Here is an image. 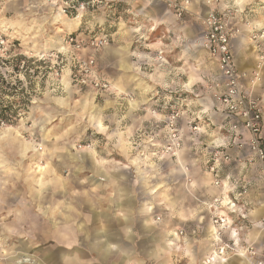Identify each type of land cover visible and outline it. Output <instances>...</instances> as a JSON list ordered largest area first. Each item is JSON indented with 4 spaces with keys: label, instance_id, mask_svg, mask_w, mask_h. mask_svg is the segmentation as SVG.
Wrapping results in <instances>:
<instances>
[{
    "label": "crops",
    "instance_id": "0c3cea01",
    "mask_svg": "<svg viewBox=\"0 0 264 264\" xmlns=\"http://www.w3.org/2000/svg\"><path fill=\"white\" fill-rule=\"evenodd\" d=\"M121 1V8L130 15V32L110 34L114 46L108 55L111 76L107 79L98 72L110 90H90L95 97L108 99L104 105L113 112L114 127L102 124L104 132L95 130L99 136L109 137V156L94 153L89 166L78 156L80 173L91 168L89 181L76 177L70 184L62 180L60 192L26 194L24 200L29 204L6 208L5 200L17 199L2 192L0 185V264H18L17 256L23 254L31 257L25 264H247L237 256L242 252L240 245L250 244L257 251L264 247V231L259 226L264 216V179L257 162L245 163L251 156L249 150L236 147L239 134L231 130L235 119L226 116L213 100V91H223V81L216 62L198 46L202 29L191 16L177 19L161 0ZM208 1L215 4V0H191L190 11L206 16L211 7ZM226 8L219 4L218 11ZM244 17L241 10L230 25L241 24ZM81 25L86 22L72 33H78ZM69 27L67 24V30ZM82 32L78 35L85 40L98 36ZM101 33L98 37L104 36ZM251 44L240 36L230 39L234 63L245 79L262 68L259 52ZM98 67L97 63L100 71ZM138 73L147 81L137 82ZM44 74H48L45 83L52 80L51 71ZM244 78V94L260 99L264 141V80L251 90ZM207 84L212 90L206 89ZM59 86L61 92L68 91L64 78ZM131 86L132 91H126ZM160 104L161 112L171 108L182 114L178 122L182 147L177 160L158 154L166 136L163 115L153 117L147 110ZM100 111L98 107L95 116L102 122ZM215 148L231 157L216 164L221 186L213 184V174L208 171ZM217 197L242 203L244 210L242 219L229 216L231 228L222 242L212 237L211 216L215 213L206 209ZM237 222L244 227L240 224L238 229ZM178 232L181 235L176 236ZM224 244L239 246L238 252ZM218 250L226 254V260L208 262Z\"/></svg>",
    "mask_w": 264,
    "mask_h": 264
},
{
    "label": "rangeland",
    "instance_id": "374dc122",
    "mask_svg": "<svg viewBox=\"0 0 264 264\" xmlns=\"http://www.w3.org/2000/svg\"><path fill=\"white\" fill-rule=\"evenodd\" d=\"M97 1L92 4L90 0H0V36L7 44L5 60L0 66V115L14 118L13 125H8L1 119L4 123L0 124V185L2 192L14 194L17 199L5 200L6 208L16 204H29L24 200L26 194L60 192L64 187L62 180L70 184L76 177L89 181L93 174L91 168L86 167L80 173L76 164L78 156L87 166L95 158L94 153L101 157L109 156V137H101L95 131L104 132L106 129L103 125L107 128L114 127L110 117L113 112L103 102L108 99L95 97V92H90L86 87L74 86L70 78L73 49L68 47L69 52L63 55L60 52L67 47L70 36L85 42V37L78 35L82 31L86 35L97 33L99 36L102 30L101 35L108 39L115 31L129 34L131 24L127 21V16L130 15L121 8L123 1ZM82 2L89 4H85L83 11L77 12L75 9ZM65 3L71 9L63 13ZM219 4L236 11L235 15L243 10L245 17L242 23L231 24L235 32L233 37H244L249 44V39L252 40L253 48L260 56V50L264 49V0H215L211 8L218 10ZM75 19H78V24ZM83 22L86 25H81L78 33H72ZM67 24L72 26L69 27L70 30H67ZM236 30L239 32L236 33ZM111 45L113 42L109 40L108 45L99 50L84 48L81 51L83 57L94 58L95 68L98 63L100 70L97 72L107 79L111 76L108 57L110 48L114 47ZM121 45L125 46V43ZM126 47H129L128 43ZM259 62L262 64V68L258 70L260 81L252 85L250 79L244 78V84L251 90L264 80V61ZM20 66H23L22 70ZM49 71L53 73L52 80L45 83L48 74L45 76L44 73ZM139 76V73L136 74L137 82L147 81ZM63 78L68 84L66 93L61 92L59 86V81ZM205 87L212 90L210 84ZM126 91H132V86ZM89 101L92 103L89 104ZM98 107L101 108L100 114L104 116L102 122L99 116H95ZM162 107V104L149 107L148 114L153 116L151 111L156 110L153 117H158L171 109L161 112ZM138 112L143 111L139 109ZM112 155L113 153L111 157ZM189 175L188 173V177ZM73 187L74 191L76 186ZM158 187L159 185L155 187L154 192ZM31 203L40 204L35 201ZM239 207L244 217L243 204L240 203ZM233 218L242 219L237 216ZM259 222L260 230L264 231V216ZM240 224L237 222L238 226ZM245 225L249 226L248 223ZM240 228L242 227L238 229ZM240 246L244 247L247 254L251 251L255 253L254 256L249 254L253 261L259 258L262 249L257 251L250 244ZM236 252L238 251L234 253Z\"/></svg>",
    "mask_w": 264,
    "mask_h": 264
},
{
    "label": "built area",
    "instance_id": "2783aa9c",
    "mask_svg": "<svg viewBox=\"0 0 264 264\" xmlns=\"http://www.w3.org/2000/svg\"><path fill=\"white\" fill-rule=\"evenodd\" d=\"M165 7L173 13L177 19H182L188 15L195 19L197 24L202 29L201 38L199 39L198 46L204 49L209 56L216 62L219 74L222 79V92H214L212 95L213 100L219 104L226 116L235 119L231 126V130L238 132V142L236 147L239 150L248 149L251 156L245 159V163L248 165L254 162L258 163L259 173L264 179V141L261 137L262 131V110L260 106V99L252 95L246 96L243 92L242 80L245 74H242L237 69L233 55L230 49V39L235 35L233 28L230 25L231 19L234 17L235 12L233 9H225L224 11H218L213 8H209L206 16H200L190 11L191 0H161ZM97 0H90V3L94 4ZM211 6V2H207ZM85 4L79 3L75 9L77 12L83 11ZM71 6L65 3V9L63 13H66ZM239 31L236 30V33ZM109 39L107 36L92 37L87 39L85 42L82 39H77L74 36L68 38L67 47L60 50L61 55L68 53L70 49H73L71 54L73 61V70L70 73L71 81L78 85L86 87L97 93H104L110 90V84L102 80L95 68V60L93 57H83L81 51L87 48L92 51L99 50L108 45ZM70 49H69V48ZM260 60L264 61V49L260 50ZM59 52V53H60ZM7 53V44L2 36H0V66L3 65L5 60L4 56ZM52 56V55H51ZM57 59L58 56H55ZM160 60L161 57L156 58ZM61 64V60H60ZM59 66V64H57ZM260 67L257 69L259 70ZM23 66H20V70ZM51 68H49L50 70ZM250 78V84L255 85L260 80L258 71L253 72ZM217 86V85H216ZM128 100L133 101V96L127 94L125 96ZM152 115H156V110L151 111ZM181 111L179 109H170L165 113L163 117V125L166 130L165 141L160 148L159 156L170 157L175 160L178 159L181 147H182V135L179 129V119L181 117ZM3 125V122H0ZM192 131H196L197 127L193 126ZM246 135V139H243ZM228 162L231 157L215 148L210 155L208 161V171L213 174V184L215 186H221L222 182L217 175L216 164L219 161ZM238 161H240L238 159ZM188 168H184L187 171ZM190 182V180H188ZM227 198L217 197L207 205V209L215 213L211 216L212 226V237L215 242H222V237L225 233L230 230L229 216L231 217H243V212L239 207L238 202L233 199H227L230 201V205H224V201ZM219 211V213H217ZM232 234V233H231ZM181 235V232L176 234ZM232 236H236L235 233ZM226 249L235 252L236 248L229 247L228 244H224ZM254 256L255 253L252 252ZM213 258H219L221 261L226 260V254L222 253L221 250L214 252L209 258L208 262L213 261ZM20 263H29L25 259H19L16 261ZM254 264H264V247L259 254V258L253 261Z\"/></svg>",
    "mask_w": 264,
    "mask_h": 264
},
{
    "label": "bare ground",
    "instance_id": "6f19581e",
    "mask_svg": "<svg viewBox=\"0 0 264 264\" xmlns=\"http://www.w3.org/2000/svg\"><path fill=\"white\" fill-rule=\"evenodd\" d=\"M76 20V19H75ZM77 21V20H76ZM181 164V163H180ZM182 168H184L183 166H182ZM230 205V201H224V205ZM261 210V209H260ZM210 232V231H209ZM255 235V234H254ZM262 235V234H261ZM238 248H239V246H237V248L235 249V251H238ZM241 251H243V253L241 252V253H238L237 254V256L238 257H240V258H242V259H244L245 261H246V263L247 264H254V262H253V259H252V257H250L249 256V254L250 255H252V253L251 252H249L248 254L246 253V251L244 250V247H242L241 248ZM18 258H20V259H25L26 261H31V257L29 256V255H27V254H23V255H20V256H17ZM213 259H215V258H213ZM221 260V259H220ZM206 263V262H205ZM223 263V262H222ZM23 264V263H22ZM25 264V263H24Z\"/></svg>",
    "mask_w": 264,
    "mask_h": 264
},
{
    "label": "trees",
    "instance_id": "16d2710c",
    "mask_svg": "<svg viewBox=\"0 0 264 264\" xmlns=\"http://www.w3.org/2000/svg\"><path fill=\"white\" fill-rule=\"evenodd\" d=\"M0 114H1V112H0ZM1 116V115H0ZM1 119L4 121V122H6L8 125H13V122H14V118H13V116H10V115H8V116H1L0 117V122H3V121H1ZM3 122V123H4Z\"/></svg>",
    "mask_w": 264,
    "mask_h": 264
}]
</instances>
